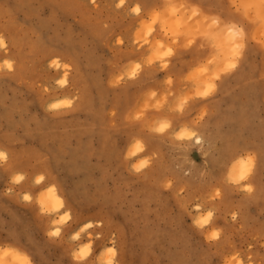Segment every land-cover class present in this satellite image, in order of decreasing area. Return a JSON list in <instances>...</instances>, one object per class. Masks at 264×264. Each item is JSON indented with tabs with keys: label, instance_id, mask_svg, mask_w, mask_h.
Wrapping results in <instances>:
<instances>
[{
	"label": "rangeland",
	"instance_id": "rangeland-1",
	"mask_svg": "<svg viewBox=\"0 0 264 264\" xmlns=\"http://www.w3.org/2000/svg\"><path fill=\"white\" fill-rule=\"evenodd\" d=\"M165 2L0 0V252L20 253L4 258L10 264H73L69 256L86 248L76 264H224L233 255L264 264V37L250 22L254 0H183L216 22L203 38L210 54L177 51L158 74L134 37ZM153 29L150 40L166 42L159 24ZM239 32L238 67L198 98L232 62ZM212 57L208 74L195 71ZM153 91L166 96L160 109ZM60 99L71 106L53 109ZM145 103L143 119L131 120ZM193 130L199 144L188 138ZM49 186L70 221L65 213L57 222ZM83 221L92 227L77 232Z\"/></svg>",
	"mask_w": 264,
	"mask_h": 264
},
{
	"label": "clouds",
	"instance_id": "clouds-1",
	"mask_svg": "<svg viewBox=\"0 0 264 264\" xmlns=\"http://www.w3.org/2000/svg\"><path fill=\"white\" fill-rule=\"evenodd\" d=\"M123 2V0H121ZM252 8L257 10V14L254 18H251V23L254 25H258L259 29L261 31L262 37H264V0H254V3L251 5ZM159 24V30L163 33V36L167 38L166 42H161L159 39H157L155 42H152L150 40V37L153 34V25ZM216 25V22L208 21V20H201L200 14H199V8L198 6H193L191 4H188L186 2H183V0H166L165 5L162 10L160 9H154L152 10L150 16L147 18V20L142 24L141 30H138L135 33L134 37V43L137 45H142L144 48L148 49V55L146 56L145 64L149 67L156 64L159 69L160 73L163 74L166 69L170 66V60L174 58L176 55V52L179 51L181 53L184 52H191L192 50H196L201 53L203 57H208L210 54V49L206 43L203 42V38L208 37L209 32L212 27ZM239 39L237 40L236 46L232 50V62L229 64L235 65L234 67L227 69V67H224L220 69L217 74L212 75L206 85V87L196 93V96L198 98H208L209 95L214 92L217 88V85L214 83V81H219L221 79V75H227L230 74L232 71H234L238 67V59L240 58V54L242 50L244 49V33L239 32L238 33ZM255 39V37H254ZM3 37H0V44H3ZM120 43H123V41H120ZM262 46H264V38H262L260 41H258ZM215 63V57L209 58L206 61V64L198 67L195 69L196 72H199L201 74H208V66ZM141 64L137 63L135 64V69L131 73V77H136L137 70L141 68ZM164 82L168 85H171L173 83V80L171 77L163 76ZM123 75H118L113 81H111V85L115 86L119 83V81L123 80ZM208 91V96H203L202 93ZM157 98V93L155 91L150 93V99H155L154 107L156 109H160L165 101L166 96L161 97L159 99ZM187 100L182 101L181 103H186ZM71 105H69L70 107ZM149 105L147 103L144 104V106L134 115L130 117L131 120L134 121H140L144 117L145 111L148 109ZM182 111V108H181ZM192 119L194 121H203L204 115H193ZM171 124H163L159 128L155 129L157 133H163L166 128H170ZM197 135V131L193 130L191 133H188V138L193 139V142L196 144L197 141L194 139ZM175 140L180 141L185 139L184 133H180L174 137ZM198 150V149H197ZM7 162V157L3 152H0V166H3ZM22 179L20 176H16L15 180L19 181ZM44 179L43 176H41L39 179L36 180V189L35 194L38 195L40 191H42L40 187L41 181ZM248 193H251L253 191L252 187H248L245 189ZM217 193V192H216ZM215 193V195H216ZM8 189L5 191V195H8ZM217 196V195H216ZM33 199V197H30L28 195L24 196L25 201H30ZM41 205V203L39 204ZM42 207V206H41ZM43 208V207H42ZM67 213V218L69 221L71 220V213L68 212L67 207L60 209V220L57 221L58 223L63 222L64 215ZM235 218V216L233 217ZM87 226L89 229L92 227V223H86L84 224L77 232L82 231V229ZM67 228V224L65 226ZM52 235L59 237L61 235L60 231H57ZM70 239H74V235L71 234L69 236ZM7 244V243H6ZM0 247H3L0 245ZM14 253L10 250H5L0 252V264H10V262L6 261L4 258L9 257L13 255ZM69 258L72 260L73 264H76L77 261L80 259V253H77L75 256L70 255ZM23 264H33V261L31 258L26 259L23 261ZM224 264H245L243 258L238 259L237 255H233L230 259H227L224 261ZM246 264H254V261L249 258L246 262Z\"/></svg>",
	"mask_w": 264,
	"mask_h": 264
},
{
	"label": "bare ground",
	"instance_id": "bare-ground-1",
	"mask_svg": "<svg viewBox=\"0 0 264 264\" xmlns=\"http://www.w3.org/2000/svg\"><path fill=\"white\" fill-rule=\"evenodd\" d=\"M52 54H53V52H52ZM84 103H86V99H84V101H83ZM66 105H69V102L68 101H66V100H63V99H60V100H54V101H52L51 103H50V106L53 108V109H55L56 110V108H59V107H66ZM199 140V139H198ZM230 159H229V161H230V163L231 164H233L234 163V161L236 160V158H235V160H234V155H231L230 157H229ZM234 160V161H233ZM239 165H241L240 163H236L235 165H233L232 167H231V169H232V171H234ZM51 189V191H49ZM49 190H48V198H49V202H50V204L52 205V207H53V210H54V212H57V211H60V209H62V206H63V200H62V198L59 196V194L57 193V191H56V189H55V187L54 186H49ZM57 201H59L60 202V204H59V206H57ZM67 217V216H66ZM86 223H89V221H83L80 225H81V227L84 225V224H86ZM86 228H88L87 226H85L83 229H86ZM51 230L53 231V233H55V232H57V230H58V228H56V227H53V226H51ZM77 237V235L75 236V238ZM87 249V252H88V248H86ZM108 249H110L109 247H108ZM5 250H9V249H5ZM4 250V251H5ZM11 250H13L12 252L15 254V255H17V256H19L20 255V253L17 251V250H14V248L13 249H11ZM112 255V254H111ZM85 256V255H84ZM106 264H112V258H110L108 261H106Z\"/></svg>",
	"mask_w": 264,
	"mask_h": 264
},
{
	"label": "snow or ice",
	"instance_id": "snow-or-ice-1",
	"mask_svg": "<svg viewBox=\"0 0 264 264\" xmlns=\"http://www.w3.org/2000/svg\"><path fill=\"white\" fill-rule=\"evenodd\" d=\"M93 2H95V0H93ZM137 11H138V9H137ZM234 66H235V65H233V64H228L226 67H227V69H230V68H232V67H234ZM9 67H11V65H9ZM202 95H203V96H208V95H209V92L206 91V92L202 93ZM197 143H199V141H197ZM250 165H251V161H249V166H248V167H245V168L240 172V175H239V179H240V180L245 179L246 175L251 171ZM49 191H51V189H50ZM216 195L219 196L220 193L217 192ZM56 203H57V206H59L60 202L57 201ZM41 206H42V207L45 206L44 203H43V201L41 202ZM65 219H67V217H65ZM54 234H58V233H54ZM214 235H215V234H214ZM109 252H110L111 254L114 255V253L112 252L111 249H109ZM86 254H87V249H81L80 257H82V256H84V255H86ZM25 260H26V259H25ZM25 260H24V261H25Z\"/></svg>",
	"mask_w": 264,
	"mask_h": 264
}]
</instances>
